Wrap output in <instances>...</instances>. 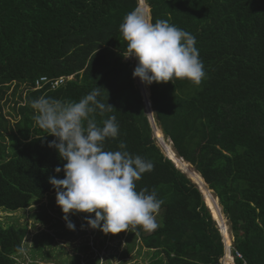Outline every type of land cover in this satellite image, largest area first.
I'll use <instances>...</instances> for the list:
<instances>
[{"label": "trees", "instance_id": "16d2710c", "mask_svg": "<svg viewBox=\"0 0 264 264\" xmlns=\"http://www.w3.org/2000/svg\"><path fill=\"white\" fill-rule=\"evenodd\" d=\"M145 3L153 23L167 20L195 36L206 73L199 86L187 79L148 85L154 121L218 200L245 261L235 264H264V0ZM137 4L0 0V112L5 99L14 103L11 115L19 116L8 127L0 113V208L26 209L55 192L48 177L64 176L54 169L66 161L47 146L55 138L37 126L32 102L42 96L78 101L99 86L104 89L98 99L114 109L96 115L97 122L115 115L119 123V135L105 142L106 150H119L124 141L131 154L152 161L153 171L142 175L136 190L155 189L163 200L160 227L130 232L165 264L216 262L223 251L216 222L193 178L165 156L153 136L132 63L123 56L127 42L119 25ZM69 75L74 78L55 89L47 84L31 90L42 76ZM19 88L21 105L15 106ZM10 89L12 99L6 97ZM27 233V224L0 226V264H22L15 254Z\"/></svg>", "mask_w": 264, "mask_h": 264}, {"label": "clouds", "instance_id": "9594fccd", "mask_svg": "<svg viewBox=\"0 0 264 264\" xmlns=\"http://www.w3.org/2000/svg\"><path fill=\"white\" fill-rule=\"evenodd\" d=\"M139 2L140 0L137 9L126 14L119 25L120 34L127 42L126 54L123 56L133 57L137 61L133 70V63L125 59L132 63L133 79L138 77L147 88L153 82L173 83L176 79H187L199 86L206 73L195 36L167 20L160 19L153 23L150 16L138 9ZM144 4L146 5L145 0ZM69 76L72 78L65 82L74 78L73 75ZM101 88L103 87L96 86L78 101L65 103L42 96L32 102L37 126L45 134L55 138L48 141L47 146L54 148L59 158L66 161L62 168L57 166L54 169L56 173L63 171V178L48 177V182L55 191V203L63 213L62 219L69 230H75L74 223L69 220L70 213H94V217L84 216L86 225L92 229L98 228L104 234L132 231L138 227L152 232L161 226L156 220V214L163 200L158 198L155 189L149 191L144 188L137 191L136 182L142 179L144 173L153 171L154 163L140 155L131 154L126 150L124 141H119V150H106L105 142L115 140L119 135V123L115 115L107 116L101 123L97 122L96 115L104 117L105 113L114 109L112 105L98 99ZM31 90L36 89L32 87ZM25 92L26 90L22 93L23 98ZM142 101L144 108L150 106L152 111L150 94L148 103L143 97ZM156 127L158 128L157 125ZM152 132L156 138L153 129ZM156 140L165 156L170 159L160 140ZM168 144L171 146L170 142ZM187 177L190 179L188 175ZM206 187L208 188L207 184ZM221 215L223 216L222 213ZM214 220L221 234L222 244L226 237L228 245L231 244L237 250L230 229H226L224 236L221 224L217 219ZM84 226L81 225L82 228ZM223 255L222 251L216 262ZM237 260L245 263L244 258H235L233 264Z\"/></svg>", "mask_w": 264, "mask_h": 264}, {"label": "rangeland", "instance_id": "374dc122", "mask_svg": "<svg viewBox=\"0 0 264 264\" xmlns=\"http://www.w3.org/2000/svg\"><path fill=\"white\" fill-rule=\"evenodd\" d=\"M139 4L140 10L143 12L142 0ZM145 15L149 16V9L146 10ZM125 59L133 63L134 70L137 63L135 58ZM134 83L141 91L137 78H134ZM144 85L148 95V88L146 84ZM1 109L4 113L6 111L13 113L12 108H7V106ZM144 109L147 112V109ZM16 119L18 120L19 116ZM16 119L12 117L13 122L11 124L13 125L10 126H15L14 121ZM155 129L161 133L159 128L156 127ZM177 167L180 168L178 165ZM33 200L34 202L26 209L5 211L0 208L1 227H19L27 224L28 233L24 238L22 249L15 254L16 260L22 264H94L93 260H99L98 244H103L104 241L111 245L105 251L107 253L106 264H110L111 259L116 264H155L154 260H158L160 264L166 262L162 255H157V252L144 249L140 238L138 236L135 238L131 232L121 231L116 234H104L98 228L88 227L84 216L94 217V213H78L76 215L70 213L69 220L74 223L75 230H69L66 227L65 220L62 219L63 213L55 203V193L46 195L41 200ZM34 213L37 215L36 217L33 216ZM160 213L159 211L156 217L159 224L161 223ZM40 215L41 217H39ZM223 218L225 227L229 231V222L225 216ZM82 224L85 225L83 228L81 227ZM89 229L94 230L92 235L88 234ZM91 256H93V260L90 261ZM157 257L158 259H156ZM101 258H103L102 255ZM227 260H229V257Z\"/></svg>", "mask_w": 264, "mask_h": 264}, {"label": "bare ground", "instance_id": "6f19581e", "mask_svg": "<svg viewBox=\"0 0 264 264\" xmlns=\"http://www.w3.org/2000/svg\"><path fill=\"white\" fill-rule=\"evenodd\" d=\"M147 9H148L147 6L144 4V1L142 0V10H143L144 14H145ZM137 79H138V83L140 85L142 94L144 96V99L148 103L149 99H148L146 87H145L144 83H142L139 80L138 77H137ZM149 111L151 112L150 108H149ZM155 135L157 136L158 139L163 141L165 153L169 156V158H171L180 167L181 170H183L184 172L185 171L188 172L189 175L193 178V180L201 187V190H202V192L204 194V199L206 200V202L210 206L214 218H216L218 220V222L221 224L222 230H224V236H226V228H225L224 218H223V216L221 217L218 214L216 198L212 195V192L210 190H208V188L206 187V184L204 183V180L202 179L200 174L197 173L196 171H194L192 169V167L187 162L183 161L182 159L178 158L175 155V153H174L173 149L171 148L170 144H168L164 140L162 134L157 129H155ZM225 242H227L229 244V240L227 238L225 239ZM228 257H229V255L226 256V258H228Z\"/></svg>", "mask_w": 264, "mask_h": 264}, {"label": "built area", "instance_id": "2783aa9c", "mask_svg": "<svg viewBox=\"0 0 264 264\" xmlns=\"http://www.w3.org/2000/svg\"><path fill=\"white\" fill-rule=\"evenodd\" d=\"M72 76H60L55 79H50L49 77L42 76L35 81L34 89L42 88L44 85L50 84L51 89H55L61 84H64L66 80L71 79ZM223 252L224 255L219 259L218 262H212L209 264H233L235 258L243 259L242 254L233 249V246L230 244H226L223 241ZM229 255V260H227L226 256Z\"/></svg>", "mask_w": 264, "mask_h": 264}, {"label": "crops", "instance_id": "0c3cea01", "mask_svg": "<svg viewBox=\"0 0 264 264\" xmlns=\"http://www.w3.org/2000/svg\"><path fill=\"white\" fill-rule=\"evenodd\" d=\"M19 92H20V88H19V90H18V93H17V98H15V99H17L18 100V104H16V106H19V105H21V101H20V98H19ZM6 97H8L9 99H12V95H11V91L10 90H8V92H7V94H6ZM5 102V99L4 100H2L1 101V104H2V107H4V106H7V108H11L12 107V104H13V106H14V103L12 102V101H8L7 102V104H5L4 103ZM0 113H2L3 115H4V118H6V120H7V122L8 123H5V125L6 126H10V125H13V124H11V122H13V120H12V117H13V115H11V113H9L8 111H6L5 113L1 110V112ZM18 116H16V117H13V118H17ZM16 121H17V119L14 121V123H16ZM1 118H0V124H1ZM12 127V126H11ZM53 194V193H52ZM49 195V194H48ZM156 217H157V214H156ZM157 220V222H158V219H156ZM128 232H130V231H128ZM92 233H94V230H90L89 229V231H88V234L89 235H92ZM110 243H112V242H110ZM112 244H114V243H112ZM111 247V245L109 244L108 245V243L107 242H105L104 241V243L103 244H101V243H99L98 244V251H99V256H98V261H95V260H93V256H91L92 258H90L89 260L91 261V260H93L94 261V264H106V249H108V248H110ZM143 247V246H142ZM144 248V247H143ZM145 249V248H144ZM101 255H102V257L103 258H101ZM159 256V255H158ZM155 261V260H154ZM156 262H158V260H156ZM110 264H116V262L115 261H113L112 259H111V263ZM158 264H160V263H158Z\"/></svg>", "mask_w": 264, "mask_h": 264}, {"label": "water", "instance_id": "95a60500", "mask_svg": "<svg viewBox=\"0 0 264 264\" xmlns=\"http://www.w3.org/2000/svg\"><path fill=\"white\" fill-rule=\"evenodd\" d=\"M144 1V0H143ZM142 95V94H141ZM142 97H143V100L145 101V99H144V96L142 95ZM150 108V106H146V109H147V114H148V118H149V121L151 122V126H152V129H153V131L155 130V128H156V125H155V121H154V118H153V114H152V111L150 112L149 111V108ZM151 109V108H150ZM156 138H157V136H156ZM160 140V139H159ZM160 142L162 143V146L164 147V143H163V141H161L160 140ZM191 179V178H190ZM195 185H196V187L199 189V191L202 193V190H201V187L197 184V183H195L193 180H191ZM202 195H203V198H204V194L202 193ZM216 201H217V199H216ZM206 203V202H205ZM207 206H208V204H206ZM208 208L211 210V208H210V206H208ZM217 209H218V214L222 217V215H221V211H220V207H219V205H218V201H217ZM212 212V211H211ZM213 215V214H212ZM213 218H214V216H213ZM214 219H216V218H214Z\"/></svg>", "mask_w": 264, "mask_h": 264}]
</instances>
